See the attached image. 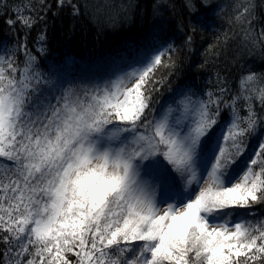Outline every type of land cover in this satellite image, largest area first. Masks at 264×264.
Segmentation results:
<instances>
[{
  "label": "snow or ice",
  "instance_id": "6c2138e0",
  "mask_svg": "<svg viewBox=\"0 0 264 264\" xmlns=\"http://www.w3.org/2000/svg\"><path fill=\"white\" fill-rule=\"evenodd\" d=\"M199 5L184 0L190 15L222 11ZM51 7L0 0L16 32L0 40V264H264V70L217 72L214 87L177 86L161 104L156 74L179 51L168 43L103 82H65L42 68L46 33L35 48L19 36ZM233 12L241 47L264 62L255 0Z\"/></svg>",
  "mask_w": 264,
  "mask_h": 264
},
{
  "label": "trees",
  "instance_id": "16d2710c",
  "mask_svg": "<svg viewBox=\"0 0 264 264\" xmlns=\"http://www.w3.org/2000/svg\"><path fill=\"white\" fill-rule=\"evenodd\" d=\"M11 3L12 0H5ZM17 3L23 0H16ZM39 8V0H31ZM237 0H213L222 11L213 14L200 8L190 15L184 0H73L79 3L80 15L73 16L68 7L58 9L55 0H46L52 5L45 20L30 31L19 32L21 40L25 34L29 47L35 48L37 35L46 33L47 52L40 57L42 68L55 66L56 73L65 82L91 84L103 82L117 68H125L141 51L160 44L174 43L179 51L173 55L175 68L157 72V77L166 76L167 81L154 93L164 104L177 86L191 85L193 89L215 86V74L236 75L241 65L254 71L264 70L260 53H250L241 47L238 27L229 24L234 15ZM257 12L264 18V0H255ZM199 8V0H197ZM55 13V15H53ZM13 18H15L13 16ZM7 16L0 17V40L11 43L16 32L4 23ZM195 27L194 33L191 27ZM19 29L20 25L17 24ZM236 33L235 38H231ZM192 41L186 45L189 35ZM228 34L226 42L223 37ZM220 42L215 51H207L209 45ZM23 60V55L19 56ZM160 105H157L159 107ZM261 211V209H257ZM3 245H0V251Z\"/></svg>",
  "mask_w": 264,
  "mask_h": 264
}]
</instances>
